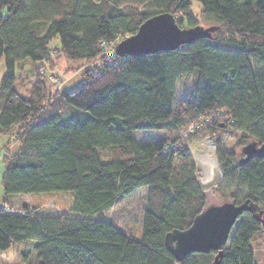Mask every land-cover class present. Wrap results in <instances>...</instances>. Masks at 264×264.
<instances>
[{
  "label": "trees",
  "instance_id": "1",
  "mask_svg": "<svg viewBox=\"0 0 264 264\" xmlns=\"http://www.w3.org/2000/svg\"><path fill=\"white\" fill-rule=\"evenodd\" d=\"M193 1L202 7L198 17ZM166 12L181 15V28L220 29L172 51L107 56L106 47ZM59 56L72 63L102 59L72 91L56 89L44 74L20 91V63L53 67ZM2 60L0 134L15 137V151L8 144L3 154L0 252L25 245L18 264H213L214 253L178 262L166 245L169 233L187 230L208 206L189 142L209 137L222 172L217 191L228 193L227 200L240 195L263 212L262 221L250 213L239 219L220 264H257L264 155L245 164L238 156L251 141L264 144V71L254 68V61L264 65V0H0ZM195 72L189 97L178 99L179 81ZM73 108L89 119L67 118ZM195 124L201 128L180 134ZM154 131L167 135L135 137ZM228 140L236 141L234 149L225 147ZM141 189L147 205L135 239L106 215ZM53 192L72 195L71 205L54 215L43 205L9 200Z\"/></svg>",
  "mask_w": 264,
  "mask_h": 264
},
{
  "label": "rangeland",
  "instance_id": "2",
  "mask_svg": "<svg viewBox=\"0 0 264 264\" xmlns=\"http://www.w3.org/2000/svg\"><path fill=\"white\" fill-rule=\"evenodd\" d=\"M202 11L201 4L197 1L192 2L191 12L194 16L198 17ZM181 15H176L175 18L180 19ZM203 27H207L206 23L202 24ZM58 44V43H57ZM56 46L55 44L53 45ZM106 52H108V48H105ZM57 51V50H56ZM54 51V52H56ZM57 53V52H56ZM107 54V53H106ZM57 59L56 65L50 67V64L44 66L43 64L36 68L35 65L30 61H24L17 66L18 77L16 79V83L18 88L22 93H27L33 87V84L39 79L40 75L44 74L49 79L50 83L56 89H66L68 91H72L76 84H81L84 80L85 72L89 70H96L101 65V59L94 60L90 63L87 62H79L72 63L67 59L63 58V56H59ZM107 57V56H104ZM108 58V57H107ZM254 68L257 72L264 71V65H260L254 61ZM5 61H0V84L2 78L5 74ZM40 74V75H39ZM190 78H182L179 81L178 89H177V98L178 99H187L191 93L193 81L197 80L198 72H195ZM192 78V79H191ZM194 79V80H193ZM70 117V118H69ZM67 118L76 119L80 122H85L89 119V114L76 110L75 108L71 109L68 112ZM66 118V119H67ZM201 125H198V128ZM190 130V129H189ZM187 132L186 127L180 130L181 135H185ZM167 135L164 131H154V132H139L135 134L137 140H157L163 138ZM15 137L13 135L6 136L0 134V204L6 199L3 185H2V176L5 169V164L3 161V154L5 152V147L10 145V151L14 153L15 147L12 146L14 144ZM205 143H212L209 137L206 138H197L192 139L189 142V147L191 149V153L194 156L192 147L198 152V155L205 161L210 160L212 168V172L210 175V182L204 183L206 175L202 172V170L198 169V180L199 183L202 182V186L204 187V192L207 197L208 206L213 204H221L227 201L228 193L226 192H218L217 188L220 185L222 180V172L220 167L215 166V163L212 162L211 158H216V148L213 147V155L205 150L202 146ZM236 145L235 140H228L226 142L225 147L228 150L234 149ZM216 147V146H215ZM244 147V146H243ZM241 150L240 147L236 148ZM242 150L240 151V154ZM242 156H238L241 159ZM195 158V157H194ZM196 160V159H194ZM219 170V172L217 171ZM9 200H12V203L16 206L20 207L22 205H30V206H44L43 210L46 211L47 214H58L64 209L68 208L72 203V195L66 192H53V193H39V194H18L13 197L10 196ZM237 202L242 203L243 199L239 195L237 197ZM147 205V190L141 189L131 195L129 198L124 200L123 202L117 204L110 212L107 213L106 218L114 223L117 228H119L122 232L127 234L130 237L135 239H140L142 234V225L144 218V211ZM18 209L17 207H15ZM243 216V215H242ZM241 216V217H242ZM81 218V217H77ZM30 250L33 253V248L26 249ZM254 254L255 261L257 264H264V238L257 241L254 244ZM33 256V255H30Z\"/></svg>",
  "mask_w": 264,
  "mask_h": 264
},
{
  "label": "water",
  "instance_id": "3",
  "mask_svg": "<svg viewBox=\"0 0 264 264\" xmlns=\"http://www.w3.org/2000/svg\"><path fill=\"white\" fill-rule=\"evenodd\" d=\"M219 29L218 26L202 25L181 28L175 16L166 12L146 20L135 35L119 42L116 54L120 57H132L172 51L199 39H211ZM263 155L264 144L259 145L258 142L251 141L242 148L241 163L245 164L253 157ZM194 161L198 167L196 160ZM214 162L219 167L217 158ZM200 184L202 185V182ZM245 213H250L253 218L262 221L263 212H258L257 205L250 200L240 204L236 200H227L221 204L209 205L187 230H174L166 236L167 248L178 262L191 254L214 253L213 264H220L232 231Z\"/></svg>",
  "mask_w": 264,
  "mask_h": 264
},
{
  "label": "crops",
  "instance_id": "4",
  "mask_svg": "<svg viewBox=\"0 0 264 264\" xmlns=\"http://www.w3.org/2000/svg\"><path fill=\"white\" fill-rule=\"evenodd\" d=\"M11 202H12V200H11ZM24 251H25V245L24 246L13 245L6 252H3V253L0 252V264H18V263H20L22 261V252H24Z\"/></svg>",
  "mask_w": 264,
  "mask_h": 264
},
{
  "label": "bare ground",
  "instance_id": "5",
  "mask_svg": "<svg viewBox=\"0 0 264 264\" xmlns=\"http://www.w3.org/2000/svg\"><path fill=\"white\" fill-rule=\"evenodd\" d=\"M205 150L209 151L212 155L214 153L213 151V146L210 143H205L202 145ZM193 153H194V157L196 159L197 164L199 165V168L202 170V172L206 175V178L204 180V183H209L210 182V175L212 172V168H210L211 163L210 160H203L200 155H198V152L192 147ZM214 157V155L212 156ZM212 162H214V158H211ZM215 163V162H214ZM216 166V165H215ZM219 172V170H217Z\"/></svg>",
  "mask_w": 264,
  "mask_h": 264
},
{
  "label": "built area",
  "instance_id": "6",
  "mask_svg": "<svg viewBox=\"0 0 264 264\" xmlns=\"http://www.w3.org/2000/svg\"><path fill=\"white\" fill-rule=\"evenodd\" d=\"M118 43H119V42H117L116 44H118ZM116 46H117V45L106 47V48H108L107 56H110L111 53H112V54H115V52H116ZM198 125H200V124H197V125L195 124V126L193 125V126L189 127V128L187 129L186 134H185L184 136H187V134H189L190 132H191V133L194 132V131H193V128H195L196 126H197V128H198ZM189 129H190V130H189ZM2 207L4 208L5 206L2 205Z\"/></svg>",
  "mask_w": 264,
  "mask_h": 264
}]
</instances>
